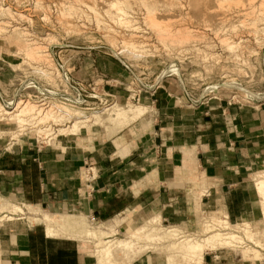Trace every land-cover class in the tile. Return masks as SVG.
Segmentation results:
<instances>
[{
  "label": "rangeland",
  "instance_id": "1",
  "mask_svg": "<svg viewBox=\"0 0 264 264\" xmlns=\"http://www.w3.org/2000/svg\"><path fill=\"white\" fill-rule=\"evenodd\" d=\"M263 4L264 0H0V23H3L0 25V113L14 111L19 102H30L34 108L43 103L48 108L54 107L58 114L69 112L70 122L79 121L80 116L91 119L77 134L59 136L55 130L62 127H57L51 119L22 129L11 117L3 116L0 132L12 133L2 134L0 142L28 140L40 147L54 148L63 141L78 138L81 133L102 131L114 135L143 117L154 116V107L143 105L151 104L147 100L149 95L160 87L182 93L180 96L192 107L210 101L228 106L264 104ZM6 9L9 10L3 12ZM123 13L127 15L123 17ZM88 69L94 72V78L88 79ZM117 106L125 112L134 108L142 112L133 118L132 124L127 120L129 116L132 118L129 113L124 115L128 117L123 123L110 121L106 110L119 109ZM60 107L66 110L59 112ZM261 174L264 171L254 176V184ZM257 197V210L248 221H229L233 225L251 223L253 236L264 243L261 199L258 194ZM194 204L198 208L195 221L168 223L158 213L161 206L151 204L119 217L118 228L121 224L122 232L128 237L120 238L123 243L121 240L117 243L116 264H168L163 252L165 246H160L164 244L153 240L163 235L164 226L198 237L204 218L226 214L204 211L196 198ZM34 211L62 215L65 221L62 238L81 237L83 242L57 241L79 247L92 264L96 263L94 246L85 242L84 230L91 223L115 224V220L86 219V215L74 211ZM151 217L156 220L152 222ZM148 218L150 221H146ZM124 224L138 226L140 239L131 237L136 233L135 228ZM29 228L45 231L38 219ZM161 229L163 233H158ZM26 231L24 221L0 227L2 264L6 258L4 238ZM245 246L251 260L244 256L241 247V250L220 251L230 256L225 262L217 259L211 264H264V248H255L248 241ZM154 247L158 250H153ZM210 254L214 257L217 253Z\"/></svg>",
  "mask_w": 264,
  "mask_h": 264
},
{
  "label": "crops",
  "instance_id": "2",
  "mask_svg": "<svg viewBox=\"0 0 264 264\" xmlns=\"http://www.w3.org/2000/svg\"><path fill=\"white\" fill-rule=\"evenodd\" d=\"M180 94L154 90L143 105L154 116L114 135L81 133L54 148L0 142V197L106 222L151 204L172 224L196 220V198L204 211L248 221L259 202L254 176L264 171V104L192 107ZM58 239L70 240L36 228L11 233L2 242L3 264H92ZM228 256L208 254L205 264Z\"/></svg>",
  "mask_w": 264,
  "mask_h": 264
},
{
  "label": "bare ground",
  "instance_id": "3",
  "mask_svg": "<svg viewBox=\"0 0 264 264\" xmlns=\"http://www.w3.org/2000/svg\"><path fill=\"white\" fill-rule=\"evenodd\" d=\"M254 1H256V0H254ZM121 9H122V7H121ZM8 10L9 9H6L3 12H7ZM249 10H251V9H249ZM123 11H124V9H123ZM120 12H122V10H120ZM124 15H127V14L123 13L122 16L124 17ZM20 17L21 16L19 15V18ZM118 21L121 22L124 20L120 19ZM0 25L2 26L3 23H0ZM156 30H157V28L155 29V31ZM43 55L44 54H42V57H43ZM33 70H35V69H33ZM41 70H39V71H41ZM43 72L45 73L46 71L43 70ZM47 73H48V71H47ZM38 105H40V104H38ZM35 107L37 109L34 108V106H32L30 102H19L14 111H12V112L3 111L5 114L3 113V115H2L1 114L2 113L1 105H0V111H1L0 114L2 115V116H0V122L5 120V119H3V116H8V117H11V120H14L15 123L18 124V126L23 129V127L25 128V126L35 125V124L42 122L44 120L48 121L49 119H51L54 122V124L57 125V127H62L61 129H59L57 131L55 130L56 135L59 134V136H62V135H66V134L67 135L77 134V133H75L76 131L84 128L91 121V119L83 118L80 116L79 121H78V119H74L72 122H70L69 120L72 118V116L68 114L69 112H66V111L60 112L61 109L66 110V108H63V107L59 108L60 114H58L57 112H55L53 110L54 107L48 108L43 103L41 106L35 105ZM117 107H119V106H117ZM34 109H36V111H34ZM134 109L128 110L127 112H125L124 110H121L120 107H119V109H115V107H112V108H109L108 110H106L109 112L107 118L113 122L118 120V121L123 123V120H125V118L128 117V116L125 117L124 115L126 113L127 114L129 113V114H132V118H131V116H129V117L133 120V118L135 116H137L141 111V110H139L137 112ZM129 117L127 120H130L131 124H132V122H134L135 120L132 121ZM94 118H96V117H94ZM108 119H107V121H109ZM125 123H124V125H125ZM66 124H71V126L68 127V126H66ZM129 124H127V125H129ZM47 131L48 130H46L44 133H47ZM4 133L7 135L8 134L11 135L12 132L7 133V132L2 131V132H0V136L2 134L4 135ZM39 133H41V132H39ZM13 134H15V133H13ZM13 137H14V135H13ZM0 138H2V137H0ZM44 138H46V137H44ZM254 187H255L256 193L258 194V196L261 199L260 200V208L262 211L261 216H262V219L264 221V174L259 175L258 179H256V181H255ZM34 210L35 209H33L30 206L23 204L21 202H16V201L13 202V200L10 201L7 199L6 200L0 199V227H2L3 225H5L7 223L13 222V221H24V229L26 231L27 227L29 228V226H32L34 224V222L38 219L39 221H41L43 223L47 237H49L50 239L59 238L65 234L64 233L65 221H64L62 215L55 214L53 216H49L43 212L34 211ZM16 215H18V218L15 217ZM155 215H154V217L153 216L152 217L155 218ZM152 217L150 219L153 222V220H156V219H153ZM87 218H91V217L86 216V219ZM150 219L148 218L146 221H150ZM114 220H115L114 221L115 224L102 222L98 226H95L93 223H91V226L87 227L84 230L85 242L87 241L88 243H91L94 246L93 254L95 255L94 259H96L95 264H116L117 259H118V257H116V254H117L116 251L118 248L117 243L121 239H123V238L126 239L128 237V236L126 237V234H124V232H122V229H121L122 225L121 224H120V228H118L121 219L117 218ZM161 221H162V219H161ZM126 223H127V221L125 222V224ZM160 226H162V225H160ZM160 226H159V228H162ZM126 227L135 228L136 233H134V235H132L131 237H134V238L137 237V233L139 232L138 226L135 225L133 227V226L127 225ZM139 227H141V226H139ZM147 227H149V226H147ZM151 228H153V227H151ZM172 228L164 226V229H165L164 233L162 232V229L158 230V233H160V231L163 233L162 236L159 234L160 236H158L155 239L152 237L154 241H159L160 244H161V242H162V244H164V245H160V246H165V248H163V252L165 250V252H166L165 255L167 257L166 262L168 264H205L206 256L210 253H218V252L223 251V250L234 249V248H237V249L239 248L241 250V247L243 248L242 250L244 252V256L251 260V258L249 257V254H250L249 250L246 249L247 247L245 246L246 241L252 243L255 246V248H264V243L257 241V239L253 236L254 229H253L251 223L241 222V223L233 225L229 221V216L227 214H223L222 216H218V217L204 218L201 235L198 237L192 236L188 232H184V231L182 232V231H180L181 229L178 230V228L177 229H175V228L172 229ZM150 234H151V232H150ZM76 237H78V236H76ZM117 237H119V239ZM79 238H81V237H78V238L74 237V238H68V239H70L71 241H76V242H80V243L83 242V240L81 241V239H79ZM137 238L140 239L139 237H137ZM122 243H123V241H122ZM240 245H242V246H240ZM243 246H245V247H243ZM161 248L159 247L160 250H162ZM154 249L158 250V247H154L153 250ZM124 252H125V250H124ZM117 255H119V254H117ZM121 256H123V252H122ZM242 256H243V254H242ZM0 264H2V252L1 251H0Z\"/></svg>",
  "mask_w": 264,
  "mask_h": 264
}]
</instances>
